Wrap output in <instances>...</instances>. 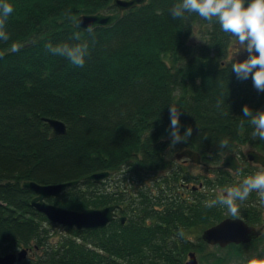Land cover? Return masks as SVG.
<instances>
[{
	"label": "trees",
	"instance_id": "obj_1",
	"mask_svg": "<svg viewBox=\"0 0 264 264\" xmlns=\"http://www.w3.org/2000/svg\"><path fill=\"white\" fill-rule=\"evenodd\" d=\"M113 1L6 0L14 11L5 25L9 40L0 41V256L28 249L15 264H184L193 252L199 263L264 264V234L252 245L207 252L199 237L187 241L226 212L206 206L226 184L223 156L241 145L264 155V140L252 137L242 112L244 105L264 110V92L223 59L233 38L195 14L173 19L179 0H146L92 34L74 26L79 15L115 12ZM48 43H87L84 66L49 52ZM170 105L181 112V134L193 129L176 146ZM44 118L62 121L66 132L51 136ZM185 148L215 168L213 177L178 170L174 155ZM101 171L109 175L86 178ZM25 181H78L46 201L76 211L117 204L126 220L93 230L62 226L51 241L55 225L30 204L35 194ZM185 188L190 198L182 197ZM240 206L246 222L264 224L261 198Z\"/></svg>",
	"mask_w": 264,
	"mask_h": 264
},
{
	"label": "clouds",
	"instance_id": "obj_2",
	"mask_svg": "<svg viewBox=\"0 0 264 264\" xmlns=\"http://www.w3.org/2000/svg\"><path fill=\"white\" fill-rule=\"evenodd\" d=\"M13 11L11 4L6 0H0V41L9 40L5 25ZM170 14L173 19H185L186 14H195L205 21L218 23L220 30L232 37L235 42L231 61L241 50L248 53L243 61L231 63L237 78L247 80L251 77L254 88L264 92V0H179L171 7ZM93 30V26L87 29L89 34H92ZM74 38L79 40V34ZM46 48L55 55L68 58L73 65L79 67L84 66L88 52L87 43L74 46L68 44L53 46L48 43ZM18 50L15 45L11 48L13 52ZM242 112L243 117L248 118V123L253 128L252 137L264 140V110L253 112L248 105H244ZM168 113L171 146L186 143L187 138L192 136V127L188 126L181 134L180 110L170 105ZM243 124L244 121L241 120V126ZM228 144L229 141L225 138L219 142V147L225 148ZM253 192L258 193L264 201V171L248 176L237 186L226 187L214 199L207 201L206 206L209 208L223 206L231 216L238 217L240 202L247 200Z\"/></svg>",
	"mask_w": 264,
	"mask_h": 264
},
{
	"label": "water",
	"instance_id": "obj_3",
	"mask_svg": "<svg viewBox=\"0 0 264 264\" xmlns=\"http://www.w3.org/2000/svg\"><path fill=\"white\" fill-rule=\"evenodd\" d=\"M146 0H114L113 3L117 10L112 13H94L79 15L73 20L76 28L86 30L89 26L100 27L114 24L120 17L123 11L133 8L137 5L144 4ZM51 128V136L64 134L66 132L65 124L56 119L44 118ZM176 159L187 158L197 164L201 163V157L198 152L185 148L175 153ZM248 160L258 163L264 168V155L255 149H249L245 152ZM242 165L237 161L234 153H227L223 156L220 163L222 168H230L237 171ZM109 172L101 171L87 176V179L100 181L106 178ZM78 181H69L50 185H40L33 181H25L22 183L24 188L33 191L35 196L31 199L30 204L46 218L57 225L67 228H78L93 230L105 226L114 216V205L106 206L98 209H84L82 211L66 209L46 201L49 197L59 195L67 187L77 184ZM124 221V218H121ZM262 234V227L248 225L241 218H225L217 224L208 227L202 232V239L208 244L225 246L228 243H246L257 238ZM28 249L7 253L0 256V264H15L24 259L28 254ZM185 264H197V259L193 252L189 253L188 260Z\"/></svg>",
	"mask_w": 264,
	"mask_h": 264
},
{
	"label": "flooded vegetation",
	"instance_id": "obj_4",
	"mask_svg": "<svg viewBox=\"0 0 264 264\" xmlns=\"http://www.w3.org/2000/svg\"><path fill=\"white\" fill-rule=\"evenodd\" d=\"M234 154H235V156H236V159H237V161L242 165L237 171H233V170H231L230 168H222V167H220V163H219V165H218V168H221L224 172H225V182H226V184H225V186H224V189L226 188V187H230V186H236V182L238 181V180H240V179H245V178H247L248 176H251V175H253V174H255V173H257V172H260V170H262V171H264V168L263 167H261L258 163H255V162H253V161H250V160H248L247 158H246V156H245V153L244 152H242V151H239V152H234ZM175 160V162L178 164V170L179 171H181V172H187V173H191L190 171H189V169H191L190 167H192V166H195V167H202V168H205L206 169V171L208 172L207 173V175H205V176H207L208 178H210L211 177V171L212 170H214L215 168L213 167V166H211V164H209V163H206V162H204L202 159H201V163L200 164H197V163H195V162H192L191 160H189V159H187V158H181V159H174ZM173 168V167H172ZM175 169H177V167L175 168ZM192 174V173H191ZM191 176V175H190ZM115 179H116V177L115 176H113L112 178H111V180H110V182L111 183H114V181H115ZM188 185H190L189 183L187 184V185H185V187H188ZM199 187H201L202 186V183L200 182L199 183V185H198ZM187 188H185V190H186ZM195 189V188H194ZM191 190H193V189H191ZM205 193L207 194L208 192L205 190ZM181 194H182V197L184 198V199H186V198H190L191 197V195H190V189L189 190H186V191H182L181 192ZM208 196H209V194H208ZM259 198H260V196H259V194L258 193H256V192H253V193H251L250 194V196L248 197V199L247 200H245V201H243V202H240V205H243L244 203L245 204H252V203H254V204H258L259 203ZM185 201H187V200H185ZM206 201H209V198L207 197L206 198ZM116 208L114 209V216H113V219L111 220V221H115V220H119L120 222H121V218H124V220H126V216L124 215V214H122L121 213V210H120V208H119V206L117 205V204H113ZM224 211H226L225 212V214H224V216H223V218L221 219V220H223V219H225V218H241L242 220H244L245 222H246V220L241 216V213H242V207L240 206V214H239V216L238 217H233V216H231L229 213H228V211H227V209L225 208L224 209ZM220 220V221H221ZM220 221H218V222H220ZM125 222V221H124ZM217 222V223H218ZM121 223H123V222H121ZM216 223V224H217ZM248 225H252V226H255V227H262V234L261 235H263L264 234V224H249L248 222H246ZM108 224V223H107ZM106 224V225H107ZM105 225V226H106ZM215 225V224H214ZM211 226H213V225H211ZM211 226H207V227H204V228H202V227H199V228H195L192 232H189V234H188V236H187V241L188 242H190V243H193V242H195V241H197V237H199L201 240H202V242H204L205 244H206V246H208V247H212V246H218V247H221L222 249L223 248H227V246H229V245H242V246H245V245H252V244H254V243H257V242H259V237L261 236H258L257 238H255V239H252V240H250L249 242H246V243H228V244H226L225 246H219L218 244H214V245H211V244H208L207 242H205L203 239H202V237H201V235H202V232L205 230V229H207L208 227H211ZM104 227V226H103ZM197 229V230H196ZM193 237H195V238H193ZM190 253V252H189ZM189 253H188V255H189ZM188 255H187V257H188ZM198 263V262H197ZM184 264H185V262H184Z\"/></svg>",
	"mask_w": 264,
	"mask_h": 264
},
{
	"label": "rangeland",
	"instance_id": "obj_5",
	"mask_svg": "<svg viewBox=\"0 0 264 264\" xmlns=\"http://www.w3.org/2000/svg\"><path fill=\"white\" fill-rule=\"evenodd\" d=\"M194 37H195V39H197L198 40V38H199V36L196 34V35H194ZM234 49H235V42L233 41L230 45H229V49H228V51H227V54H226V56L223 58L225 61H231V59H232V54H233V52H234ZM247 54V52L246 51H244V50H241V52L238 54V55H235L234 56V58H233V60H234V62L235 61H239V60H242V58L245 56ZM232 60V61H233ZM240 149H241V151L242 152H246L247 150H249V149H251L248 145H241V147H240ZM171 158H173L174 159V157H171ZM191 169H189V171L193 174V175H207V171H206V169L205 168H200V167H195V166H192V167H190ZM211 177H213V176H211ZM102 180V179H101ZM263 215H262V217L264 216V210H263ZM55 226H53L52 227V229H50V231H51V233H52V236H51V241H56L62 234H64V231H62V229H61V227L62 226H60V225H57V224H54ZM193 238H195V237H193ZM210 247H208V248H205V252H207L208 250H211V249H209ZM29 254V253H28ZM249 256V255H248ZM27 257V256H26ZM25 257V258H26ZM249 258V257H248ZM17 263V262H16ZM197 264H205V263H202V262H198Z\"/></svg>",
	"mask_w": 264,
	"mask_h": 264
}]
</instances>
